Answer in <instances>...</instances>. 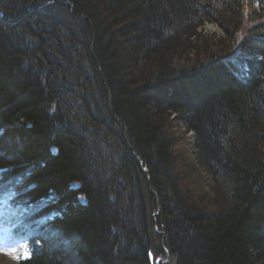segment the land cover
Returning a JSON list of instances; mask_svg holds the SVG:
<instances>
[{"label":"trees","instance_id":"obj_1","mask_svg":"<svg viewBox=\"0 0 264 264\" xmlns=\"http://www.w3.org/2000/svg\"><path fill=\"white\" fill-rule=\"evenodd\" d=\"M31 1L0 17V196L42 242L12 264H150L154 220L179 264H264V0L0 8ZM205 20L232 44L193 42Z\"/></svg>","mask_w":264,"mask_h":264},{"label":"rangeland","instance_id":"obj_2","mask_svg":"<svg viewBox=\"0 0 264 264\" xmlns=\"http://www.w3.org/2000/svg\"><path fill=\"white\" fill-rule=\"evenodd\" d=\"M160 13L163 15H167V17L170 16L169 14V10L166 8L165 5H161V10ZM161 15V16H162ZM196 30H198V37H195L193 39V42H197V43H205V40L207 38H210L212 40H216L218 45L225 48V47H229L230 44H232L233 39L227 37L223 34V32L221 31L219 25L217 22H215L214 20L211 21H203V24L201 26H199ZM196 33V31H195ZM194 33V34H195ZM193 34V35H194ZM186 36L184 38V40H191L192 37L194 36ZM211 36H213L211 38ZM220 40V41H219ZM171 116H174V114H172ZM185 133H180V135L183 136L184 139L190 138V136L192 135L191 131H184ZM192 138V137H191ZM187 146L189 147L188 143ZM195 150V149H194ZM193 151V150H192ZM192 154L195 156V154L192 152ZM196 157V156H195ZM199 168V170L202 171V174L204 175L203 179H204V183L205 188L207 190L211 189L210 186V182H211V178L210 175L207 173V171L205 170V167H203L200 163L197 166ZM107 177H109L107 175ZM200 178V177H199ZM72 186H76V184H73ZM199 191V190H198ZM199 193L201 194V192L199 191ZM202 195V194H201ZM3 198V199H1ZM1 201H0V264H12V262H14L17 259H21V258H26L30 251H31V246L29 244H27L25 241H22L18 238H16L13 234V232L11 231V229L13 228L12 222L14 221V216H15V211L14 209L11 207V204L9 203V201L11 200V194L8 192L7 194H3L0 197ZM80 200H83L82 197H79ZM7 211L9 213V217L7 216ZM17 223H14V226ZM51 240V239H49ZM60 241L58 239L56 240H51L47 242V249L52 247L55 244H59ZM42 244L41 241H37L36 245H40ZM48 257V255H47ZM70 259L67 262L73 263L75 261V258L72 256H69ZM51 258V257H50Z\"/></svg>","mask_w":264,"mask_h":264},{"label":"bare ground","instance_id":"obj_3","mask_svg":"<svg viewBox=\"0 0 264 264\" xmlns=\"http://www.w3.org/2000/svg\"><path fill=\"white\" fill-rule=\"evenodd\" d=\"M32 10H33V3L31 1L29 4L24 6V8L18 14H16L17 16L14 18L13 17H7V15L4 14V11L0 8V17L6 18V20L9 21L10 23H15V22L20 21L22 18L26 17V15L28 13H30ZM36 12H39V14L42 13L43 14L42 17H45L54 11H53V9H51L49 7L48 3L42 2V4L40 6H38V9ZM98 68H100V67H98ZM188 130H190V129H188ZM125 136H126V134H125ZM130 150L134 154L135 158L137 159V164L139 165L141 170L147 174V182H149L150 174H149L148 168L143 163V158L132 147ZM154 192L156 193L155 190H154ZM82 204H85V203H82ZM153 231L156 234L162 235L160 240H159L162 252L154 253L153 251L149 250V247H146L147 248V256H148L147 258H148L150 264H179L178 260L180 258V251L176 252V254H174V256L171 257L169 250L167 248H164V244H163V240L166 239L167 235H166L164 230L159 231L157 229V224H156L155 220L153 221ZM175 232H176V230L174 231V233ZM161 243L163 244V247L161 246ZM140 246L143 247L144 245L140 244ZM181 258H183V257H181Z\"/></svg>","mask_w":264,"mask_h":264},{"label":"water","instance_id":"obj_4","mask_svg":"<svg viewBox=\"0 0 264 264\" xmlns=\"http://www.w3.org/2000/svg\"><path fill=\"white\" fill-rule=\"evenodd\" d=\"M67 2L69 3V5H70V7H71V12L73 13V9H72V4H71V2H70V0H67ZM78 15H82V13L80 12V13H78ZM98 67H100L99 65H98ZM103 82H105L104 81V79H103ZM106 86V85H105ZM110 105V104H109ZM113 117H114V119L118 122V123H120V120L118 119V117L116 116V115H114L113 114ZM160 207L158 206V209H159ZM161 246L163 247V244L161 243Z\"/></svg>","mask_w":264,"mask_h":264}]
</instances>
